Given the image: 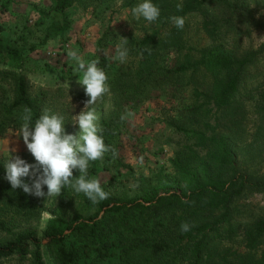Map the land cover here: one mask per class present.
<instances>
[{
    "label": "trees",
    "instance_id": "16d2710c",
    "mask_svg": "<svg viewBox=\"0 0 264 264\" xmlns=\"http://www.w3.org/2000/svg\"><path fill=\"white\" fill-rule=\"evenodd\" d=\"M53 1L54 6L41 16V19H51L48 34H61L69 29L71 16L67 9L89 5L97 8L105 0ZM130 2L133 5L140 0ZM153 2L161 9L157 22L167 24L172 16L183 17L195 11L206 14L217 8L222 10V19L218 17L220 14L214 17L206 14L208 33L220 38L234 30L233 15L238 7L231 0ZM8 4L7 1L4 6ZM108 6L110 4L104 9ZM158 36L159 30L154 29L140 39L136 52L148 60L134 72L117 70L107 59L99 65L108 75V93L122 104L140 103L152 88L162 86L180 97L190 84L184 82L185 75L201 77L193 83L196 103H183L180 120L170 125L194 136L207 152L178 153L174 159V175L158 173L146 177L139 174L135 195H114L107 191L109 197L97 203L98 210L87 217L67 216L75 192L66 187L42 234L22 224L18 216L40 212L46 198L12 189L10 182L4 179L6 159L0 158V264H82L83 250L91 247L108 260L97 264H264V214L255 215L248 222L238 204L252 189L264 190V179L252 178L239 168L228 133L207 135L203 130L185 126L200 121L206 106L208 112H229L231 120L237 123L241 112L238 107L243 106L246 93L242 89L247 88V72L258 66L263 55L257 50L239 54L215 44L197 49V53H193L195 49L191 47L174 67L159 66L157 50L175 45L182 52L185 41L183 28L176 26L166 36ZM42 76L56 79L43 80ZM79 77L82 78V74L70 66L53 70L48 64L30 58L17 43L1 35L0 137L5 136L9 128L20 130L25 107L31 108L33 123L45 110L63 115L69 131L70 96L89 99L85 94L86 86L75 83L80 81ZM32 81L41 84L39 92L33 93ZM260 84L257 82L255 87ZM201 98L205 103H198ZM232 107L237 108L232 111ZM122 115L103 117L99 124L103 129L101 134L112 147L118 126L125 121ZM107 156L120 162L119 155L109 153ZM30 162H35L33 156ZM90 163L92 172L96 173L98 160ZM74 175L78 176L79 172L74 170ZM182 222L194 226L188 232H181ZM114 256H117L116 262L112 260Z\"/></svg>",
    "mask_w": 264,
    "mask_h": 264
},
{
    "label": "rangeland",
    "instance_id": "374dc122",
    "mask_svg": "<svg viewBox=\"0 0 264 264\" xmlns=\"http://www.w3.org/2000/svg\"><path fill=\"white\" fill-rule=\"evenodd\" d=\"M9 2L5 7V2ZM92 1V0H91ZM237 5L233 15L234 30L227 37L214 38L205 27L206 14L222 19V10L212 8L204 13L195 11L184 17L183 38L185 41L182 52L175 45L157 50L159 66L174 67L184 58L185 53L193 47V53L211 45H220L224 50L242 53L246 50L261 51L263 57L258 66L247 72V88L242 99L243 106L237 123L231 120L232 114L204 109L200 121H192L185 126L203 130L207 135L228 133L229 141L239 168L250 177L264 179V0H231ZM130 0H105L98 5L77 6L67 9L71 16V24L67 31L61 34H48L51 19H41L42 12L54 6L53 0H0V36L11 39L23 49L32 59L48 64L53 70L62 67L75 68L74 62L67 55L70 50H78L87 62L98 60L99 65L109 60L117 70L134 72L135 68L147 62L145 55L136 52L139 41L145 35L159 30L158 37L166 36L175 26L171 21L149 23L143 18L137 20L132 15ZM107 4L108 9H104ZM124 38L127 40L129 56L125 63L115 57L116 45ZM153 59V58H151ZM180 59V60H179ZM98 65V66H99ZM76 72V71H75ZM43 77V76H42ZM54 81L56 77L42 78ZM201 77L193 78L190 73L183 77L188 84L180 97L172 95L166 86L152 88L148 97L140 103H119L112 93H107L94 105L101 123L103 117L120 113L126 118L118 126L112 142L105 141L111 150L98 160L96 173L89 166V178L99 179L105 191L114 195H135L139 174L153 177L158 173L176 174L174 159L178 153L199 152L205 154L207 149L197 144L194 136L177 131L170 125L174 120H180V109L183 103L194 101V84ZM211 80V79H209ZM33 93L41 90L38 81H32ZM257 82L262 83L257 85ZM75 83L84 87L79 80ZM8 89L11 87L8 84ZM202 89V88H201ZM244 93V92H243ZM50 94H52L50 92ZM87 99L70 96L71 126L68 132L78 133V125H73L76 115L85 108ZM196 103V101H194ZM205 103L204 98L198 103ZM237 108V107H236ZM232 107L233 109H236ZM131 113V115H128ZM109 153L119 155V160L109 158ZM20 156L31 163V153L26 147L20 130L9 128L5 136L0 137V158L8 159ZM115 175V176H113ZM45 190L47 188L45 186ZM59 196L49 197L43 203V209L32 216L19 215L21 223L43 233L47 219L57 207ZM97 204V203H96ZM88 201L83 193H75L73 203L67 216L87 217L98 210V205ZM239 211L250 222L255 215L264 214V190L252 189L238 200ZM263 248V247H262ZM117 261V256L112 258ZM94 247L84 249L81 256L82 264H97L106 262Z\"/></svg>",
    "mask_w": 264,
    "mask_h": 264
},
{
    "label": "clouds",
    "instance_id": "9594fccd",
    "mask_svg": "<svg viewBox=\"0 0 264 264\" xmlns=\"http://www.w3.org/2000/svg\"><path fill=\"white\" fill-rule=\"evenodd\" d=\"M132 15L137 20L143 18L154 23L161 16V9L153 0H140L132 8ZM170 20L179 29L185 25L182 16H172ZM127 40L124 38L116 45L115 58L121 63H125L129 56ZM67 55L75 64L74 71L82 74L79 79L86 86L85 94L89 97L85 101V108L74 116L72 124L78 125V133L68 132L65 117L49 110H45L33 123L32 110L25 107L21 116L20 136L35 162L29 163L18 155L14 158L10 155L3 163L6 169L4 179L10 182L12 189H22L25 193L46 199L56 198L66 187H70L96 204L107 199L110 193L105 191L99 179L89 178L90 162L102 159L111 146L105 143L97 112L90 106L109 92L108 75L98 66V60L87 62L78 50H70ZM125 118L121 116L122 120ZM74 170L79 172L78 176L74 175ZM193 226L189 222H182L180 230L188 232Z\"/></svg>",
    "mask_w": 264,
    "mask_h": 264
}]
</instances>
